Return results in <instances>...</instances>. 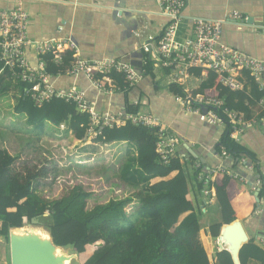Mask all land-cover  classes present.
<instances>
[{
  "label": "trees",
  "instance_id": "16d2710c",
  "mask_svg": "<svg viewBox=\"0 0 264 264\" xmlns=\"http://www.w3.org/2000/svg\"><path fill=\"white\" fill-rule=\"evenodd\" d=\"M57 54L58 60H54L52 52L41 55L44 70L51 77L67 72L72 65L71 50ZM151 65L148 60V74H152ZM187 71L203 77L198 88L191 91V97L200 95L221 101V105L213 110L226 124V129L215 151L224 148L230 155L226 162L232 167L242 165L240 158L256 166L254 152L231 137V123L225 113V110L242 113L245 120L260 118L261 107L255 116L253 108L263 93L252 75L248 70H240L236 80L241 86L231 89L215 71L202 67H189ZM109 75L118 86H126L121 73L111 72ZM96 76L100 77V74ZM28 87L29 84L12 76L0 63V97L11 93L14 98L12 112L24 118L31 132L41 135L47 125L57 128L66 125L77 149L112 142H126L131 146L128 151L133 154L131 158L126 154L121 178L133 189L125 197L113 198L91 208L86 207L90 192L77 184L49 200L36 186V182L46 176V168L25 165L17 169L15 164L19 156L0 148V236L8 240L10 227L22 226L31 218L44 217L46 222L41 223L49 229L57 245L70 246L78 255L95 246L82 264H233L225 249L218 248L214 260H209L202 243L189 181H194L192 188L198 193L204 189L214 191L220 220L208 227L213 238L218 237L223 224L243 220L253 212L256 206L253 192L240 190L227 174H217L213 180L206 179L204 166L200 163L193 166L196 161L192 162L193 172L189 174L187 163L176 150L163 163L156 146L157 128L127 120L123 124L100 125L97 127L99 134L90 140L86 134L89 117L79 112L73 101L52 95L37 104L31 94L25 93L24 89ZM166 88L174 96H188L178 82H170ZM187 101L192 106H199L190 98ZM127 113H135V110L128 106ZM189 157L193 159L191 155ZM258 196L260 199L264 196V186ZM132 203L133 210L128 214L126 208ZM239 260L241 264H252L250 260L264 264V246L250 236L239 251Z\"/></svg>",
  "mask_w": 264,
  "mask_h": 264
},
{
  "label": "crops",
  "instance_id": "0c3cea01",
  "mask_svg": "<svg viewBox=\"0 0 264 264\" xmlns=\"http://www.w3.org/2000/svg\"><path fill=\"white\" fill-rule=\"evenodd\" d=\"M17 3L29 15L30 41L38 43L49 38L68 37L76 44L79 58L87 61L114 59L130 65L141 74L138 82L128 90L107 91L97 87L83 73L65 72L51 77L49 83L55 90L67 91L73 87L83 92L88 104L101 115L124 116L127 107L131 106L135 110V113H130L132 115L155 117L159 121V128L169 138L176 140V151L187 163L189 174L193 172L191 164L195 161L202 164L206 171L219 164L230 167L243 174L249 182H253L258 173L264 174V133L261 128L244 125L234 138L254 152L257 160L254 170L248 171L241 164L232 167L226 160L219 161L215 147L226 125L210 124L200 116L202 113L187 111L166 88L167 84L175 81L190 94L198 88L203 77L188 73V68L164 67L155 58L156 53H152V48L149 54L142 50L147 41L155 47L166 22L157 0H0V10L13 8ZM233 11L240 12L247 19L232 18ZM192 17L222 20L221 43L251 56L264 58V0H185L177 32L179 40L191 36ZM58 26L62 27L61 31L57 29ZM25 56L32 66H36L38 55L34 48L27 47ZM148 60L152 63V74L146 72ZM259 108L258 104L253 108V116ZM109 144H123L127 152L132 149L126 142ZM190 155L193 159H190ZM217 174L220 173L212 174L210 180ZM234 180L240 190L250 191ZM192 184L194 181H189L202 243L212 262L219 247L217 238L208 233V227L220 220L219 207L213 190L208 194L203 191L198 193L193 190ZM252 219L245 223V227L249 237H254L258 243V238L264 240V203H261L258 214ZM8 263V240L0 236V264ZM250 263L258 264L254 260H250Z\"/></svg>",
  "mask_w": 264,
  "mask_h": 264
},
{
  "label": "built area",
  "instance_id": "2783aa9c",
  "mask_svg": "<svg viewBox=\"0 0 264 264\" xmlns=\"http://www.w3.org/2000/svg\"><path fill=\"white\" fill-rule=\"evenodd\" d=\"M157 1L161 12L166 17V22L155 47H152L151 42L147 41L143 44L142 50L149 54L150 48H152V53H156L155 58L160 64L170 69L202 67L215 71L222 76L223 83L231 89L240 88L241 85L236 80V76H238L240 70H248L258 89L263 93L258 101V105L262 109V115L258 119L245 120L242 113L225 110L231 123L230 135L234 139L244 125H257L264 133V58L251 56L221 43L222 20L192 17L191 36L179 40L177 32L185 0ZM232 18L247 19L238 11L232 12ZM28 24L29 15L20 3H17L13 8L0 10V63L11 72L12 76L29 84L28 89H24L25 93L31 94L37 104L48 100L52 95L73 101L77 110L89 117L86 134L90 140L99 134L97 127L100 125L123 124L127 120L157 128V151L160 160L165 163L168 156L176 150V140L172 137L169 138L166 132L159 128L158 119L148 114L101 115L88 104L83 92L73 87L67 91L55 90L49 83L51 76L44 70L41 55L52 52L55 54L54 60H58L59 55L57 52L71 50L73 60L71 68L67 72L69 74L83 73L97 87L107 91H126L138 82L141 74L136 72L130 65L114 59L87 61L79 58L76 44L68 37L49 38L46 41L34 43L28 37ZM57 29L61 31L62 27L58 26ZM27 47H32L37 52L38 61L36 66H32L25 56ZM148 57L150 58V55ZM111 72L121 73L126 86L120 87L115 84L109 75ZM97 74H100V77H97ZM187 95L186 98L176 96V99L180 100L187 111L202 113L200 116L210 124H225L213 110V107L221 105L220 100L204 98L200 95L196 97H191L190 94ZM189 98L199 106H192L187 101ZM200 105L207 108L206 113L202 112ZM216 157L219 161H225L230 158V155L224 148H221L219 152H216ZM239 162L248 171L255 169V164L247 163L245 158H240ZM193 166H199V162L196 161ZM215 173L227 174L229 177L238 180L245 189L253 193L257 190L260 191V188L264 186V174L261 173L253 178V182H249L243 174L219 164L207 170L206 179L209 180L211 175ZM211 190L204 189L203 192L208 194ZM261 203H264V196L260 199V205ZM258 241L264 246L263 239L258 238Z\"/></svg>",
  "mask_w": 264,
  "mask_h": 264
},
{
  "label": "rangeland",
  "instance_id": "374dc122",
  "mask_svg": "<svg viewBox=\"0 0 264 264\" xmlns=\"http://www.w3.org/2000/svg\"><path fill=\"white\" fill-rule=\"evenodd\" d=\"M13 104L10 92L0 97V148L19 156L17 169L25 165L46 168V176L36 182L42 196L49 200L57 198L77 184L90 192L86 207L91 208L132 192L133 187L121 178V169L133 152L127 153L123 144H89L77 149L66 125L61 128L47 125L41 135L31 132L24 118L12 112ZM133 207L132 203L126 208L128 214ZM38 220L46 222L44 217ZM94 249L95 246L88 247L85 253L78 255L76 264H82Z\"/></svg>",
  "mask_w": 264,
  "mask_h": 264
},
{
  "label": "water",
  "instance_id": "95a60500",
  "mask_svg": "<svg viewBox=\"0 0 264 264\" xmlns=\"http://www.w3.org/2000/svg\"><path fill=\"white\" fill-rule=\"evenodd\" d=\"M200 106L202 112L206 113L207 108L203 105ZM258 194V190L254 192L255 209L244 221L235 219L220 227L217 237L218 247L229 252L233 264H241L239 251L249 240L245 223L258 214L260 208ZM38 231L46 237L41 238L37 233ZM8 246L9 264H76L79 262L77 252L70 246L57 245L49 229L38 218H31L29 222L19 227H10L8 230ZM59 252L61 253L59 254Z\"/></svg>",
  "mask_w": 264,
  "mask_h": 264
},
{
  "label": "bare ground",
  "instance_id": "6f19581e",
  "mask_svg": "<svg viewBox=\"0 0 264 264\" xmlns=\"http://www.w3.org/2000/svg\"><path fill=\"white\" fill-rule=\"evenodd\" d=\"M37 233H38L39 236H41V238H43V239L46 237V235H44V234H43L42 232H40V231H38ZM60 253H61V252H59V254H60Z\"/></svg>",
  "mask_w": 264,
  "mask_h": 264
}]
</instances>
